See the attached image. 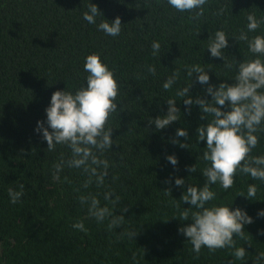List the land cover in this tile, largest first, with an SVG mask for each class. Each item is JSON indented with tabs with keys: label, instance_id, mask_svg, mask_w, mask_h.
I'll return each mask as SVG.
<instances>
[{
	"label": "trees",
	"instance_id": "1",
	"mask_svg": "<svg viewBox=\"0 0 264 264\" xmlns=\"http://www.w3.org/2000/svg\"><path fill=\"white\" fill-rule=\"evenodd\" d=\"M91 2L106 19L121 17L120 36H106L82 19L88 0H0V264H133L134 253L135 264H253L257 254L264 253V237L257 235L264 219L245 226L251 246L237 241L249 251L245 261L235 260L229 249L202 248L197 255L188 238L177 231L191 223L179 219L182 208L189 205L177 200L189 183L204 182L199 170L185 169L197 162L205 147V142L198 145L194 138L198 124L203 123L197 109L159 131L148 119L166 112L163 100L174 90L164 92L160 84L185 63L211 64L210 82L225 79L215 74L221 72L224 61L208 53L206 40L221 25L227 32L238 33L249 11L264 15V0H210L199 19L176 13L166 0ZM221 7L224 14L214 15ZM153 40L162 44L159 59L151 55ZM246 51L243 42L229 38L225 51L229 59L241 61ZM93 52L107 58L121 83L123 108L118 104L111 120L115 144L113 152L107 153L111 169L106 183L119 197L113 211L125 220L113 229L108 228V220L97 223L81 206L80 194L100 190L82 189L78 170L65 169L60 180L53 179V165L67 150L58 146L49 152L34 132L37 120L45 118L52 93L83 82L84 60ZM146 64L157 66L158 79L145 74ZM192 92L203 95L202 86L197 83ZM178 127L188 128L193 137L187 141L190 148L170 142ZM173 153L179 158V171L164 159ZM177 175L185 178L183 189L165 182ZM247 180L241 177L228 194L218 193V199L227 202L246 192ZM21 185L23 196L12 204L8 190H20ZM260 195L264 197V186ZM234 206L246 208L255 217L264 202L236 196ZM122 208L127 212L122 213ZM74 222H83L85 230L73 228ZM128 230L136 231L133 240L123 235Z\"/></svg>",
	"mask_w": 264,
	"mask_h": 264
},
{
	"label": "clouds",
	"instance_id": "2",
	"mask_svg": "<svg viewBox=\"0 0 264 264\" xmlns=\"http://www.w3.org/2000/svg\"><path fill=\"white\" fill-rule=\"evenodd\" d=\"M166 4L176 13H188L192 19H199L204 16L210 0H166ZM223 14V7L214 13L217 16ZM82 19L113 38L120 36L124 25L119 16L113 20L106 19L91 0H88ZM230 37L246 45V58L238 61L225 55ZM206 41L208 53L224 61L221 72L215 74L225 79L218 84L210 82L211 64L185 63L183 68H177L163 78L161 89L164 92L174 90V94L163 100L166 112L150 117L148 124L154 125L155 131L163 130L174 122H182L186 115H191L193 108L197 109L199 120L203 123L198 124L194 138L198 145L205 142V147L197 156V162L185 165V169L189 173L199 170L204 182L202 185L189 183L177 200L189 205L186 209L182 208L179 219L191 221L177 231L188 238L191 251L197 255L202 248L209 252L229 249L231 257L245 261L249 251L244 245L251 246L247 242L249 236L245 226L253 224L255 219H264V208L257 209L253 217L246 208L234 206V199L243 196L249 202H264V197L260 195L264 186V146L261 145L264 139V15L257 16L249 11L246 24L238 33L227 32L221 25L209 34ZM161 48V42L153 40L151 55L159 59ZM83 71L87 75L79 87H65L52 93L44 110L45 118L37 120L34 132L46 142L49 152L56 151L58 146L67 150L60 153L53 165V179L60 180L65 169L78 170L83 177L82 189L94 186L100 190L80 194L78 200L81 206L97 223L108 220V228H118L125 217L113 211L119 197L106 181L111 169L107 153L113 152L115 144L111 120L118 112V104L123 108L119 99L120 77L99 52L85 57ZM144 71L146 75L159 78L155 64L144 65ZM197 83L202 86L203 95L193 94L192 89ZM157 105L160 106V102ZM189 140L192 141L193 137L189 136L188 128L178 127L170 142L187 149L190 148ZM164 159L175 171H179L176 154H166ZM241 177L248 178L246 192H238L227 202L219 200L218 193L228 194ZM165 182L174 183L181 189L186 183L185 178L178 175ZM165 191L170 194L171 189ZM8 196L12 204L17 203L23 196V185L20 190L9 189ZM101 196L113 207L102 203ZM176 207L181 206L177 204ZM121 212H127V209L122 208ZM72 227L85 230L83 222H74ZM123 235L133 240L137 233L128 230ZM257 235L264 237V228H258ZM238 240H245L246 243L238 246ZM132 260L135 264V253ZM253 264H264V253L257 254Z\"/></svg>",
	"mask_w": 264,
	"mask_h": 264
}]
</instances>
